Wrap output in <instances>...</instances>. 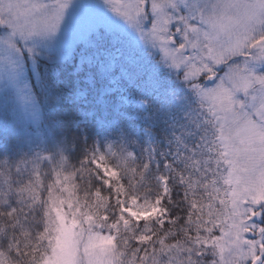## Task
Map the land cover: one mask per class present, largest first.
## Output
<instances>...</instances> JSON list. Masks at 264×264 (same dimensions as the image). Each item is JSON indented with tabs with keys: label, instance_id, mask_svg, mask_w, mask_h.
Instances as JSON below:
<instances>
[{
	"label": "snow or ice",
	"instance_id": "obj_1",
	"mask_svg": "<svg viewBox=\"0 0 264 264\" xmlns=\"http://www.w3.org/2000/svg\"><path fill=\"white\" fill-rule=\"evenodd\" d=\"M73 4L0 0V39L16 41L11 48L29 59L34 49L21 42L52 41L49 62L67 64L63 72L37 67L42 102L66 108L69 127L112 124L136 107L179 120L189 106L180 126L195 127L197 149L207 156L205 178H213L217 195L250 212L264 235V0H99L112 21L103 27L132 44L86 51L78 60L73 43L98 25L68 42ZM141 98L151 103L138 104ZM262 262L264 247L251 257V264Z\"/></svg>",
	"mask_w": 264,
	"mask_h": 264
},
{
	"label": "trees",
	"instance_id": "obj_2",
	"mask_svg": "<svg viewBox=\"0 0 264 264\" xmlns=\"http://www.w3.org/2000/svg\"><path fill=\"white\" fill-rule=\"evenodd\" d=\"M124 41L99 29L72 47V58L108 46L128 47ZM36 50L32 59L24 52L23 60L40 111L37 127L16 117L8 94L0 97V264H37L44 258L52 217L61 208L73 218L93 220L111 236L119 264H220L223 206L213 178H205L207 156L197 149L194 125L180 126L189 106L179 120L157 119L153 109L137 108L112 124L72 122L69 127L67 109L42 102L34 76L38 66L63 72L67 64L54 65L48 60L54 52ZM143 128L153 133L150 148ZM98 155L114 177L96 165ZM132 200L156 204L163 213L127 217V227L111 229L122 214L120 207Z\"/></svg>",
	"mask_w": 264,
	"mask_h": 264
},
{
	"label": "rangeland",
	"instance_id": "obj_3",
	"mask_svg": "<svg viewBox=\"0 0 264 264\" xmlns=\"http://www.w3.org/2000/svg\"><path fill=\"white\" fill-rule=\"evenodd\" d=\"M69 19L72 21V28L66 34L68 42H71L80 31L90 24H97L98 26L88 33L86 41L94 34L99 33V29L105 35L119 36L107 32L103 27V25L112 24V21L100 9L99 0H74L73 7L69 12ZM122 38H124L125 43L132 44L130 37ZM83 42L85 40H77L72 47ZM11 44H16V41H12ZM11 44L7 40L0 39V97L8 94L12 99L16 117L22 122L28 123L31 127H37L40 111L38 104L30 93L26 80L25 62L23 56L15 48H11ZM18 46L21 49L32 47L34 49L33 54L37 53L36 49L54 52L53 42L43 40L40 37H33L27 45L21 42ZM9 48L11 50L7 51L6 49ZM114 48L120 47L108 46L106 50ZM123 48L127 49L128 47H124L123 44ZM25 53L27 52L25 51ZM139 103H143V101L139 100ZM137 108L144 110L141 107L134 109ZM143 133L145 135L144 140L150 148L153 143V133L144 128ZM101 161H103V157L98 155L95 161L96 165L101 168L105 176L114 177V171L101 164ZM161 181V186L166 190V185L163 180ZM219 200L223 206L221 209L223 226L217 248L219 262L220 264H251L252 255H258L261 247H264L261 244L264 235L261 234L258 226L259 222L254 226L250 220L251 213H245L242 207L229 200L222 192ZM123 204L124 206L120 207L122 214H120L119 221L110 224L111 229L120 226L127 227V217L138 220L154 215L159 216L163 213L156 204L145 205L137 203L135 200ZM75 216L73 218L65 208H61L52 217L51 235L48 237L50 241L49 250L37 264H119L114 255L112 237L99 229L100 227L97 228L93 220L82 218L81 215ZM248 230L252 232L251 236L247 234Z\"/></svg>",
	"mask_w": 264,
	"mask_h": 264
},
{
	"label": "water",
	"instance_id": "obj_4",
	"mask_svg": "<svg viewBox=\"0 0 264 264\" xmlns=\"http://www.w3.org/2000/svg\"><path fill=\"white\" fill-rule=\"evenodd\" d=\"M247 234H248L249 236H251V235H252V232H251V231H247Z\"/></svg>",
	"mask_w": 264,
	"mask_h": 264
},
{
	"label": "clouds",
	"instance_id": "obj_5",
	"mask_svg": "<svg viewBox=\"0 0 264 264\" xmlns=\"http://www.w3.org/2000/svg\"><path fill=\"white\" fill-rule=\"evenodd\" d=\"M0 215H3V213H0Z\"/></svg>",
	"mask_w": 264,
	"mask_h": 264
}]
</instances>
